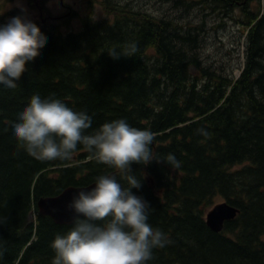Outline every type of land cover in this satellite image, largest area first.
I'll list each match as a JSON object with an SVG mask.
<instances>
[{"label":"trees","instance_id":"1","mask_svg":"<svg viewBox=\"0 0 264 264\" xmlns=\"http://www.w3.org/2000/svg\"><path fill=\"white\" fill-rule=\"evenodd\" d=\"M184 1L233 19L239 10L245 47L239 76L213 62L203 65L202 24L184 26L110 0L102 2L105 19L82 18L77 31L68 23L62 30L30 22L45 40L21 63L14 86L0 88V217L6 218L0 264H51L50 243L70 226L40 214L39 199L87 187L101 174L127 186L83 146L68 160L27 155L10 134V121L34 93L87 111L92 127L86 133L120 118L150 129L157 159L173 153L181 161L179 168L155 160L131 165L143 177L132 192L150 203L149 223L169 241L153 250L149 264H264V0ZM129 42L135 53L126 50ZM113 48L123 56L110 57ZM216 198L240 209L221 233L206 222Z\"/></svg>","mask_w":264,"mask_h":264},{"label":"clouds","instance_id":"2","mask_svg":"<svg viewBox=\"0 0 264 264\" xmlns=\"http://www.w3.org/2000/svg\"><path fill=\"white\" fill-rule=\"evenodd\" d=\"M44 40L22 15L0 24V88L14 86L23 71L21 63L36 55ZM126 50L135 53V42H129ZM108 55L113 59L123 56L114 48ZM91 127L87 111H76L60 99L39 93L10 121V134L36 160H68L83 146L91 158L120 172L127 185L114 174H101L90 190L72 195L65 206L73 213L71 226L51 241L55 253L51 264H149L153 250L169 241L149 223L150 203L132 192L142 186L143 177L138 178L131 165L155 160L179 168L181 161L173 153L157 159L152 150L154 133L134 127L126 119L107 121L86 133ZM199 131L207 135L203 129ZM5 220L0 217V223Z\"/></svg>","mask_w":264,"mask_h":264},{"label":"rangeland","instance_id":"3","mask_svg":"<svg viewBox=\"0 0 264 264\" xmlns=\"http://www.w3.org/2000/svg\"><path fill=\"white\" fill-rule=\"evenodd\" d=\"M105 0H64L67 7L63 10V13L72 10L77 12L80 17H92L94 20L101 21L106 18L107 12L103 6ZM117 2L121 5H128L132 10L142 11L148 13L157 18H172L178 22H182L184 26H190L196 28L201 24V30L198 34L199 40L197 45L200 49L199 55L206 67L213 66L212 64H218L216 67L224 69L228 74L240 75V67H243L245 63L244 59V48L243 41L244 38L241 34L242 27L239 26L235 19L239 18L238 12H234L235 19L230 17L227 13L222 10L216 9L218 12L213 10H208L207 6H193L192 2H186L182 0L181 2H168L166 0H110ZM9 1L2 2V13L3 15H9V20L14 17L12 13L13 10L19 9V15H22L27 20H33L34 17H39V11L33 10L36 8V4L33 3V9L24 0H16L13 3H8ZM61 0H49L46 4L48 9L47 13L42 12L44 18L47 15L56 17L61 11ZM244 2V0L242 1ZM246 2V1H245ZM253 0L250 1V4ZM238 9V8H237ZM215 10V11H216ZM11 15V16H10ZM48 16V17H49ZM46 17V18H48ZM222 18L224 20H222ZM48 18L46 21L47 25L55 23L56 21H50ZM71 29L77 31L80 29L81 21L71 18V22H68ZM57 25V24H56ZM223 25L225 27L223 28ZM65 25L63 26V30ZM213 62V63H212ZM214 67V66H213ZM197 74L198 71L194 70ZM223 203V199L216 198L213 204L210 206L212 209L217 204Z\"/></svg>","mask_w":264,"mask_h":264},{"label":"water","instance_id":"4","mask_svg":"<svg viewBox=\"0 0 264 264\" xmlns=\"http://www.w3.org/2000/svg\"><path fill=\"white\" fill-rule=\"evenodd\" d=\"M92 187L94 183L87 187H68L58 196L39 199L37 207L42 215L52 218L56 224L71 226L73 213L66 209V204L77 191L90 190ZM238 213L239 210L228 202L221 203L207 214V224L213 231L221 232L225 222L235 219Z\"/></svg>","mask_w":264,"mask_h":264},{"label":"flooded vegetation","instance_id":"5","mask_svg":"<svg viewBox=\"0 0 264 264\" xmlns=\"http://www.w3.org/2000/svg\"><path fill=\"white\" fill-rule=\"evenodd\" d=\"M4 1H9L8 3H13L16 0H2V2H4ZM24 1H26L32 9H33V3L36 4V8L33 9V10L39 11V17H37V18L34 17L33 21L39 22L41 25L46 24V20L48 18H50L51 21H56V23L60 24V27L63 28V21L64 20L69 19L70 22H71V18L73 16H74V19H78L79 20L81 18L80 15L78 14V11L77 12H73L72 10L71 11L68 10V12L63 13V10L67 7V5L65 4L64 0H61V2H60L61 3V11H60V13H58V15L56 17L51 16V15L50 16L47 15L46 17L49 16L48 18H46V17L44 18V16H42V12L48 14V12L44 11V10L45 9L49 10V8L46 5L49 0H24ZM19 12H21V11L19 9L15 8L12 13L14 14V16H17V15H19L18 14ZM4 16H5L6 19H8V17H9V15H7V16L4 15Z\"/></svg>","mask_w":264,"mask_h":264},{"label":"bare ground","instance_id":"6","mask_svg":"<svg viewBox=\"0 0 264 264\" xmlns=\"http://www.w3.org/2000/svg\"><path fill=\"white\" fill-rule=\"evenodd\" d=\"M224 202V201H223ZM212 230V229H211Z\"/></svg>","mask_w":264,"mask_h":264}]
</instances>
